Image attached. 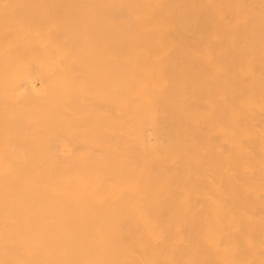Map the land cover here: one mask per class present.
Returning <instances> with one entry per match:
<instances>
[{"label": "bare ground", "instance_id": "obj_1", "mask_svg": "<svg viewBox=\"0 0 264 264\" xmlns=\"http://www.w3.org/2000/svg\"><path fill=\"white\" fill-rule=\"evenodd\" d=\"M0 264H264V0H0Z\"/></svg>", "mask_w": 264, "mask_h": 264}]
</instances>
